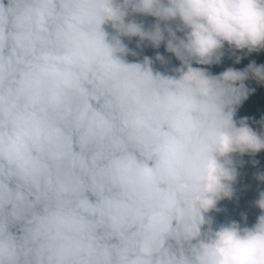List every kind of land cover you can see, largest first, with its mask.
<instances>
[{
    "label": "clouds",
    "instance_id": "clouds-1",
    "mask_svg": "<svg viewBox=\"0 0 264 264\" xmlns=\"http://www.w3.org/2000/svg\"><path fill=\"white\" fill-rule=\"evenodd\" d=\"M226 46L264 50V0H0V264H264V191L212 215L264 151Z\"/></svg>",
    "mask_w": 264,
    "mask_h": 264
},
{
    "label": "trees",
    "instance_id": "trees-1",
    "mask_svg": "<svg viewBox=\"0 0 264 264\" xmlns=\"http://www.w3.org/2000/svg\"><path fill=\"white\" fill-rule=\"evenodd\" d=\"M152 17L145 18L146 23L153 22ZM126 39V38H125ZM138 38H132L129 42L126 39V42L129 43V46L135 49L139 56L137 58L142 59L143 56L147 55L151 58H155L157 52L165 55L169 58L170 63L165 66H161L158 62L155 64V67L159 68L162 71H167L174 65H178V61L175 60L171 54L165 51L164 46L162 45L159 49H154L150 46H142L141 48H136ZM236 55L242 57L240 63H235V57L225 49V57L222 60V63L219 65L205 66L209 67V70L213 74H219L225 71L228 68H235L242 70L247 67V65L255 61L258 65L264 64V50L260 52H254L251 54H245V52H237ZM129 59H134L129 57ZM246 84L249 88L255 89L254 92H251L248 98L243 101L241 106L237 111V119L248 117L250 123L252 121H260L264 118V85L257 83L254 80L246 81ZM254 128L258 127L257 124L253 123ZM244 163L242 167L238 168L239 177L235 184V195L232 199L221 200L218 204V207L221 209L220 212L212 213L213 217L217 222H227L235 220L240 222L242 225L245 221L242 219V215L247 217L246 223L247 226L251 227L257 220V217L261 214V210L255 206V201L258 199V194L261 191H264V183L258 181L255 176L258 172H264V151L257 153L254 157L245 155L242 157ZM255 160L258 163L253 165L252 161Z\"/></svg>",
    "mask_w": 264,
    "mask_h": 264
}]
</instances>
